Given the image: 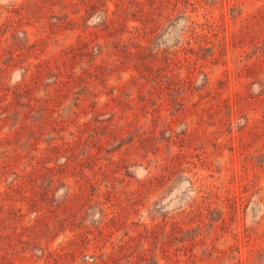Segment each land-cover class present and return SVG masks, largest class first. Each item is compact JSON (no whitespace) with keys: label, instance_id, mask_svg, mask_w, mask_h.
I'll return each instance as SVG.
<instances>
[{"label":"rangeland","instance_id":"obj_1","mask_svg":"<svg viewBox=\"0 0 264 264\" xmlns=\"http://www.w3.org/2000/svg\"><path fill=\"white\" fill-rule=\"evenodd\" d=\"M0 264H264V0H0Z\"/></svg>","mask_w":264,"mask_h":264}]
</instances>
